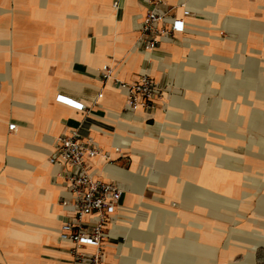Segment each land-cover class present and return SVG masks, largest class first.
Instances as JSON below:
<instances>
[{"label":"crops","instance_id":"1","mask_svg":"<svg viewBox=\"0 0 264 264\" xmlns=\"http://www.w3.org/2000/svg\"><path fill=\"white\" fill-rule=\"evenodd\" d=\"M153 3L186 26L150 51L138 29ZM143 75L166 93L128 111L119 83ZM77 130L100 151L93 178L123 192L104 264H258L264 0H0V264H76L49 158Z\"/></svg>","mask_w":264,"mask_h":264},{"label":"built area","instance_id":"2","mask_svg":"<svg viewBox=\"0 0 264 264\" xmlns=\"http://www.w3.org/2000/svg\"><path fill=\"white\" fill-rule=\"evenodd\" d=\"M139 27L142 44L153 51L162 40L174 38L179 32H184V20L173 18L170 12L159 13L155 3ZM114 7L119 10L117 1ZM112 69L105 66L102 76L108 80ZM119 87L127 97L128 111L144 109L153 111L157 108L156 101L163 99L166 89L160 87L148 75H143L135 84L119 83ZM58 100L72 107L85 111L87 107L70 98L59 96ZM17 124L9 126L10 131L17 130ZM100 155V151L93 139L83 140L79 130L71 135L56 139L54 154L49 162L61 168L64 185L71 197L62 201L65 210L71 213L67 223L61 228V238L75 245L76 264H104V241L107 237V225L114 219L122 198V190L118 184L98 181L89 172L87 159ZM93 246L96 252L87 253L80 249Z\"/></svg>","mask_w":264,"mask_h":264},{"label":"rangeland","instance_id":"3","mask_svg":"<svg viewBox=\"0 0 264 264\" xmlns=\"http://www.w3.org/2000/svg\"><path fill=\"white\" fill-rule=\"evenodd\" d=\"M258 264H264V251L259 255Z\"/></svg>","mask_w":264,"mask_h":264}]
</instances>
